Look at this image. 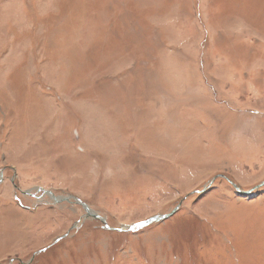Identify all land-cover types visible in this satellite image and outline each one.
Segmentation results:
<instances>
[{"label":"rangeland","instance_id":"374dc122","mask_svg":"<svg viewBox=\"0 0 264 264\" xmlns=\"http://www.w3.org/2000/svg\"><path fill=\"white\" fill-rule=\"evenodd\" d=\"M0 264H264V0H0Z\"/></svg>","mask_w":264,"mask_h":264},{"label":"water","instance_id":"95a60500","mask_svg":"<svg viewBox=\"0 0 264 264\" xmlns=\"http://www.w3.org/2000/svg\"><path fill=\"white\" fill-rule=\"evenodd\" d=\"M89 214L92 215L93 217L103 219L99 214H97V213H95V212H93V211H90ZM154 219H158V217H157V218L154 217V218L149 219L148 221H145V222H143V223H140L139 226H142V225H145V224H147V223H150V222H152Z\"/></svg>","mask_w":264,"mask_h":264}]
</instances>
